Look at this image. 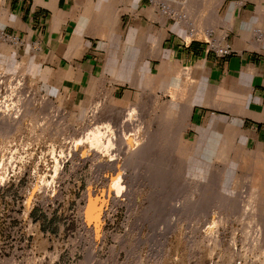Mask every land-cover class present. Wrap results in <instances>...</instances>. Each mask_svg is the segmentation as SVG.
<instances>
[{
    "label": "rangeland",
    "instance_id": "1",
    "mask_svg": "<svg viewBox=\"0 0 264 264\" xmlns=\"http://www.w3.org/2000/svg\"><path fill=\"white\" fill-rule=\"evenodd\" d=\"M162 1L174 11L170 22L179 25L175 13L192 11L201 31L224 35L219 25L230 0ZM183 30L188 39L189 27ZM8 42L0 39V110L24 104L13 125L0 127V264H264V174L251 179L250 165L238 171L225 164L228 153L198 149L197 125L183 116L187 94L174 101L148 91L123 102L105 88L83 109L44 93L36 75L18 69ZM131 112L148 142L122 175L89 153L86 136L110 124L117 138L111 156L122 157L124 138L137 136ZM33 128L28 171L2 180L3 143Z\"/></svg>",
    "mask_w": 264,
    "mask_h": 264
},
{
    "label": "crops",
    "instance_id": "2",
    "mask_svg": "<svg viewBox=\"0 0 264 264\" xmlns=\"http://www.w3.org/2000/svg\"><path fill=\"white\" fill-rule=\"evenodd\" d=\"M222 13L235 50L222 58L149 0H0V28L21 40L6 41L18 69L54 99L85 109L105 88L123 102L187 94L198 149L228 153L253 179L264 174V0H230Z\"/></svg>",
    "mask_w": 264,
    "mask_h": 264
},
{
    "label": "bare ground",
    "instance_id": "3",
    "mask_svg": "<svg viewBox=\"0 0 264 264\" xmlns=\"http://www.w3.org/2000/svg\"><path fill=\"white\" fill-rule=\"evenodd\" d=\"M225 0H219V2H220V4H223V2H224ZM3 2V1H2ZM1 2V3H2ZM2 6V5H1ZM2 8V7H1ZM192 9V8H191ZM168 12H170V13H172V12H174L173 10H171V9H168L167 10ZM193 11H194V9H193ZM197 12V11H196ZM196 12H194V15H196L197 13ZM189 13L190 14H188V15H181V14H179V13H175V15H177L178 17H179V19H180V22H179V26L181 27V28H183V27H185V26H188V27H191V28H193L196 32H200L201 31V28L198 26V24H197V22L196 21H193L192 20V18L191 17H193L192 16V14H193V12L192 11H189ZM196 13V14H195ZM199 14V13H198ZM190 15H191V17H190ZM189 16V17H188ZM197 16H199V15H197ZM195 17V16H194ZM196 20H198V19H196ZM199 21V20H198ZM181 24V25H180ZM182 25H183V27H182ZM225 25H227V27H228V25H229V23L228 24H225ZM188 29V28H187ZM200 30V31H199ZM186 31H188V30H186ZM209 32H210V30H209ZM208 32V33H209ZM2 34H3V32L1 31V28H0V39H1V41H2V39H3V36H2ZM203 35H205V34H203ZM205 36H207V35H205ZM143 72V71H142ZM18 84H20V83H18ZM22 84V83H21ZM20 84V85H21ZM19 86V85H18ZM19 88V87H18ZM18 88H16L17 90H19ZM20 88H21V86H20ZM22 89V88H21ZM16 91V90H15ZM19 92V91H18ZM18 92H16L15 94H13V96L14 97H16V96H18L17 95V93ZM21 92V91H20ZM49 99V98H48ZM21 101V104L19 105V106H16V104H15V108L13 107V105H12V108L11 107H9V105H7V103H6V107L5 106H3L4 107V110H0V122H3V124H0V127H2V126H4V124L6 123V122H8V125L10 124V126H11V124L13 125L15 122H16V117H18V115L17 114H19L20 115V113H21V111L23 110L22 109V104H24V100L23 99H20ZM19 101V100H18ZM45 100H43L42 102H44ZM1 104V103H0ZM12 104V103H11ZM10 104V105H11ZM46 104V103H45ZM49 104V103H48ZM47 104V106H49ZM36 105V104H35ZM24 106V105H23ZM37 106V108H41L42 109V106L38 103V105H36ZM99 106V105H98ZM18 107H19V109H18ZM184 108V114H183V116L186 118V123L187 124H189V116H190V113H191V109H192V105L191 104H185L184 106H183ZM49 108V107H48ZM98 108V107H97ZM113 108V107H112ZM45 109V108H44ZM118 109V107H114L113 109H112V111H116ZM130 109H132V110H134V108L133 107H131ZM128 117H129V120H130V122H129V124L133 127V131L135 130V133H137V136H134L135 134H131V135H129L128 137H126V138H124L125 140L123 141V144L124 143H126L128 146H127V151L126 152H124V150H122L123 152H121V153H123V154H121L122 155V157H119V158H114V156L112 157L111 155H112V153L113 154H115L114 152H112L111 151V147H112V144H113V142H115V140L117 139L116 138V136L113 134V127L110 125V124H107V130L106 131H104V132H101L102 131V129H98V128H94V130L91 132V133H88L87 134V136H86V139H88V141H90V145H91V150H89L90 152L89 153H91V154H95V155H97V157H98V155L100 154H102V159H99L100 160V164H105V163H107V164H110V163H114L117 167V170H119V172H121V174L123 175V174H125V166H127V165H129V164H135V163H137L136 161L140 158V157H143L144 155V151H145V148H146V143L148 142L147 140H148V137H147V135H145L144 133H143V135L141 134V132H142V128L140 129V127H139V125H138V122L140 123V121H138V120H136L137 119V117H139V115H137V114H135V113H133V112H131L130 114H128ZM116 117H114V121L116 122V119H115ZM128 119V118H127ZM140 119V118H139ZM128 120V121H129ZM141 120V119H140ZM188 120V121H187ZM113 121V122H114ZM142 121V120H141ZM121 122L122 121H120V124H121ZM125 123H127L126 122V120L124 121ZM124 122H122V124L124 123ZM124 123V124H125ZM128 124V123H127ZM119 127H120V125H118ZM117 126V127H118ZM128 126V125H127ZM141 126V125H140ZM123 127H124V125H123ZM126 127V126H125ZM129 128H131L130 126H128ZM139 127V128H138ZM29 128V127H28ZM112 128V129H111ZM126 129V128H125ZM182 130L184 131V129L182 128ZM32 131V130H31ZM115 131H117V130H115ZM114 131V132H115ZM181 134H182V132H180ZM117 135V134H116ZM145 135V136H144ZM148 135H150V134H148ZM115 136V137H114ZM144 138H145V140H144ZM152 138V137H151ZM141 140V141H140ZM151 140V139H150ZM106 143V144H105ZM104 144L106 145L105 147H104ZM114 145V144H113ZM113 148H114V146H113ZM125 149V148H124ZM147 149V148H146ZM71 151V150H70ZM69 151V152H70ZM116 151V150H115ZM68 152V153H69ZM118 154V153H117ZM116 154V155H117ZM90 154H87L85 157H90L89 156ZM96 157V156H95ZM116 157V156H115ZM120 178H121V175L119 174L118 176H113V178H112V185H113V187H120L119 186V184H120ZM2 180H3V178H1ZM1 184V183H0ZM176 191V190H175ZM174 192V191H173ZM174 194V193H173ZM172 194V195H173ZM92 207H95V203H92V205H91ZM172 213V212H171ZM166 219V218H165Z\"/></svg>",
    "mask_w": 264,
    "mask_h": 264
},
{
    "label": "built area",
    "instance_id": "4",
    "mask_svg": "<svg viewBox=\"0 0 264 264\" xmlns=\"http://www.w3.org/2000/svg\"><path fill=\"white\" fill-rule=\"evenodd\" d=\"M150 3L156 4L160 10L167 14L169 17L173 16L170 12L165 10V3L164 1L160 0H149ZM202 34L207 35L209 40H204L207 43L208 50L215 54L216 57L222 58L229 56L235 52L234 48L228 41L226 40V35H221L216 37L217 34L215 33L214 29L209 32L208 29L201 31ZM201 32H196L193 28L189 27L188 30V41H199L200 39L197 35ZM209 32V33H208ZM258 35L261 36L262 33L257 31ZM3 38L6 41L19 43L21 40L19 37H14L13 35L7 34L3 32ZM35 52L41 51V46L35 45L33 47ZM34 131H31L28 136H17L10 142L3 143L1 147V159L5 162V167L2 170L1 177L5 181L12 179L17 175H24L30 166V152L29 150L32 149L34 146V139L37 137V131L33 128ZM30 131V130H29Z\"/></svg>",
    "mask_w": 264,
    "mask_h": 264
}]
</instances>
